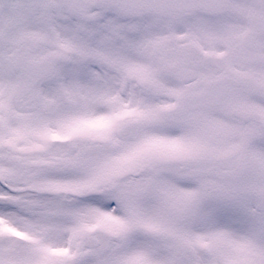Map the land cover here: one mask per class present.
Listing matches in <instances>:
<instances>
[{
  "label": "snow or ice",
  "instance_id": "6c2138e0",
  "mask_svg": "<svg viewBox=\"0 0 264 264\" xmlns=\"http://www.w3.org/2000/svg\"><path fill=\"white\" fill-rule=\"evenodd\" d=\"M0 264H264V0H0Z\"/></svg>",
  "mask_w": 264,
  "mask_h": 264
}]
</instances>
